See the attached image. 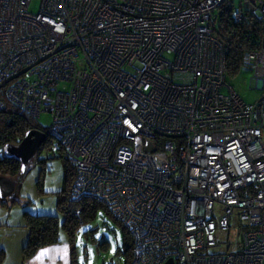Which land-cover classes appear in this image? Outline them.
<instances>
[{"label":"built area","instance_id":"built-area-1","mask_svg":"<svg viewBox=\"0 0 264 264\" xmlns=\"http://www.w3.org/2000/svg\"><path fill=\"white\" fill-rule=\"evenodd\" d=\"M0 0V109L53 116L73 199L136 237L133 264H264V96L227 82L219 7L262 26L264 0ZM244 226L235 250L209 252Z\"/></svg>","mask_w":264,"mask_h":264},{"label":"trees","instance_id":"trees-1","mask_svg":"<svg viewBox=\"0 0 264 264\" xmlns=\"http://www.w3.org/2000/svg\"><path fill=\"white\" fill-rule=\"evenodd\" d=\"M212 27L214 34L225 44L228 77L235 76L246 65L244 63L245 53L257 49L261 43V23L252 18L244 22L236 20L232 6L226 2L219 7L218 15L212 22ZM31 129L41 130L47 135L38 151L51 144L50 149L61 153L57 157L65 160L63 163L64 187L61 191L56 192L59 214H40L33 213L29 209L24 210L25 224L23 226L27 231V238L22 247L23 261L32 258L40 249L68 242L70 245V264H85L84 258L88 257L87 253H84L83 260L79 259L78 254L80 238L95 239V232L87 226L103 212L121 226L123 247L118 250V254L125 256L124 264H133L136 241L134 233L115 218L103 202L90 197L72 198L71 188L76 174L75 167L62 148L55 149L53 147L55 142L50 135L51 127H42L35 118L21 112L12 103H8L6 108L0 109V175L13 179L16 182V189L20 190L19 180L24 177L26 169L22 172V161L16 156L8 155L5 146L9 144L18 145ZM40 162L46 163L45 160H40ZM42 175L45 176V172ZM37 189L41 194L45 193L43 181L37 182ZM1 202L6 208L10 207L5 200H1ZM13 202L19 203L20 201L15 199ZM235 223L241 226L239 222L234 221L233 224ZM5 256L6 250L2 249L0 251V264L5 260Z\"/></svg>","mask_w":264,"mask_h":264},{"label":"rangeland","instance_id":"rangeland-1","mask_svg":"<svg viewBox=\"0 0 264 264\" xmlns=\"http://www.w3.org/2000/svg\"><path fill=\"white\" fill-rule=\"evenodd\" d=\"M39 5L40 1L34 0L31 3L30 10L32 12H38ZM236 5H238V0H236ZM253 76L254 68L245 65L238 74L227 78L228 84L248 103H256L264 96L263 88H255L252 86L251 80ZM35 120L42 127H51L53 124V116L48 112H42ZM50 145L51 144L38 151L37 154L30 159L24 177L19 180L20 190L16 189L11 196L0 198L1 208L3 207L7 213L12 211L13 216L11 219L13 221H16L18 214H23L25 209H29L33 213L59 214L56 192L61 191L64 187L63 163H65V160L61 157L58 158L57 156H60L61 153L52 151ZM40 160H45L46 163H41ZM44 172L45 176L42 175ZM41 175L42 177H40ZM38 181H43L45 184L44 194H41L37 189ZM15 199L20 202L14 203L13 201ZM1 200H5L10 207L6 208L3 206ZM29 201L31 203H27ZM8 219L9 217L6 219L4 217L3 222L0 223V229L6 227L4 223L8 221ZM2 224L4 225L2 226ZM87 228H91L95 232V239L88 240L85 237L80 238V246L78 249L80 260H83L84 253H87L88 257L84 258L85 264H104V262H106V264L125 263V256L123 254H118V250L123 247V235L119 224L102 212L87 226ZM13 230V234L16 236L4 234L5 230H0V250L3 249L1 246L5 244L10 247L7 249H11L12 251L11 247L15 244L14 239H17L18 234H22L23 228L16 224ZM243 230L244 226H240L237 223L233 224L228 242L223 240L220 246L210 248L209 252H222L227 248L228 250H235L239 245L241 240L240 233ZM15 258V254L11 252L9 264H15Z\"/></svg>","mask_w":264,"mask_h":264},{"label":"crops","instance_id":"crops-1","mask_svg":"<svg viewBox=\"0 0 264 264\" xmlns=\"http://www.w3.org/2000/svg\"><path fill=\"white\" fill-rule=\"evenodd\" d=\"M9 213V214H8ZM4 210V208L0 206V223L3 222L4 217L5 219L9 217L8 221H6L4 224L6 227L0 229L5 230L4 234L9 235H15L14 233V227L20 226L23 228L22 234H18L17 239H14L15 244L12 245V251L7 245H2L1 248L6 250V256L5 260L2 264H9V256L11 257V252L15 254V264H70V246L67 242H63L60 244L52 245L45 247L43 249H40L32 258L23 261V255H22V247L25 243V240L27 238V231L24 228L25 220L23 214H18L16 217V221H13L11 218L13 216L12 211L8 212ZM12 223V224H11ZM2 224V226L4 225ZM16 236V235H15ZM1 245V241H0ZM2 250V249H1ZM0 250V251H1Z\"/></svg>","mask_w":264,"mask_h":264},{"label":"water","instance_id":"water-1","mask_svg":"<svg viewBox=\"0 0 264 264\" xmlns=\"http://www.w3.org/2000/svg\"><path fill=\"white\" fill-rule=\"evenodd\" d=\"M47 135L38 129L29 130L18 145H6L5 151L8 155L16 156L22 161V172L30 159L34 157ZM16 190V182L13 179L0 175V198L11 196ZM165 264H174L170 259Z\"/></svg>","mask_w":264,"mask_h":264}]
</instances>
